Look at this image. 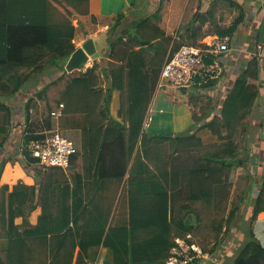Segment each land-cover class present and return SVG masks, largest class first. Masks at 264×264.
<instances>
[{"label":"trees","instance_id":"16d2710c","mask_svg":"<svg viewBox=\"0 0 264 264\" xmlns=\"http://www.w3.org/2000/svg\"><path fill=\"white\" fill-rule=\"evenodd\" d=\"M55 2L67 5L81 15L89 14V0H0V111L3 112L0 115V150L14 123L9 101L15 100L34 74L61 73L34 95H28L24 104L27 125L21 147L29 166L39 163V159L30 154L27 145L46 135L31 127L35 96L47 98L50 83L67 79L66 64L77 49L74 42L77 27L70 17L72 12L60 10ZM209 15L197 12L191 23L206 18L212 21V14ZM153 16L136 17L123 24L126 12L122 11L104 20V23H110L111 29L107 33V47L102 50L103 58L108 62L95 60L93 66L73 76L55 100L57 105L64 103L65 114H84L86 118L85 125L80 128L81 144L60 131L77 147L69 169L75 167L79 157L89 159L91 161L86 165L97 164L96 178L93 179L90 172L72 177L73 174L62 167L47 166L34 169L40 180L38 188L22 181L12 187L0 185V237L6 240L0 247V264H30L33 262L28 260L33 257L31 252L40 245L50 247V264H62L73 258L77 245L80 246L77 264H88L82 259L85 250L101 246L108 247L116 261L124 260L123 264H138L145 260H164L165 264L175 237L198 233L202 214L200 208L190 204L171 206V191L182 188L184 182L192 203L199 201L211 210H226L232 171L246 166L250 159L249 153L241 155L235 132L239 121L243 120L241 113L250 111L259 96L260 86L256 82L259 79L249 66L237 78L220 114L215 113L212 95L205 92L217 80L211 78L191 88L173 85L178 88H171L176 94L187 95L192 106L193 124L174 134H148L144 122L161 69L183 46L174 43L170 47L173 38L156 23L160 17ZM242 20L241 15L233 25L216 32L231 36ZM215 58L212 55L205 57L208 64ZM102 76L108 78L106 87L102 86ZM115 90L120 92L119 118L113 117L110 110ZM53 108L52 104L48 105V129L53 127ZM203 129L213 135L219 132L217 140L208 143L200 135ZM5 164L6 160L0 161V173ZM258 177L257 196H252L255 187V181H252L240 197L241 201L253 197L246 241L235 260L226 264H264V246L252 229V223L264 211V172ZM107 179H117L125 184L121 197L128 202L129 217L124 221L115 222L112 208L105 213L102 206L88 199L95 197L99 189H86V183L95 181L102 185ZM241 205L236 204L231 209L228 223ZM38 206L41 214L37 223L31 224L28 216ZM141 208L149 210L148 218L140 223L146 233L147 245L159 248L155 253H143L136 242L137 217ZM86 215L91 216L87 223ZM20 216L24 220L19 225L16 218ZM138 253L143 256L139 258ZM87 256L90 257L89 252Z\"/></svg>","mask_w":264,"mask_h":264},{"label":"crops","instance_id":"0c3cea01","mask_svg":"<svg viewBox=\"0 0 264 264\" xmlns=\"http://www.w3.org/2000/svg\"><path fill=\"white\" fill-rule=\"evenodd\" d=\"M122 11L126 12V17L123 21V24L128 23L134 18L140 16L154 15L153 17H155V14L159 16L160 19L158 18L156 23L159 25L161 30L165 32V34L173 38L170 47L174 43L182 45L193 44L199 46L203 45L205 38L209 37L208 39H210V36L224 37L218 34L216 30L233 25L239 16H243V20L237 25L234 33L231 36L226 35L230 37V50L222 51L218 54V57L215 56L216 60L220 62L221 69L218 70V75L213 77V79L217 80L216 84L207 91L205 90V92L209 95H212L216 108L215 113L220 114L224 101L229 92L232 90L237 78L242 73H244L249 66L252 67L251 70L253 69V72L255 71L256 76L259 79L256 82L259 83L260 93L252 109L250 111L241 113L243 120L242 122L239 121V126L235 132L239 144L243 141L244 145L247 146V150L242 152L241 155H246L249 153L250 159L246 166L237 167V170L238 172L244 170L245 172L253 174L258 172V174L260 173L261 176L264 172V0H89V14L81 15L75 11V14H77V17H75V25H77L76 27L78 29L74 42L77 48L80 47L90 37H97L102 33H108L110 23H104V20L107 18H113ZM197 12L201 13V15H209L211 13L213 17L212 21L211 18H206L199 19L197 22L191 23L194 14ZM202 17L203 16H201V18ZM93 18H102L101 21H99L102 22V25L97 29H94L93 27L89 30H83V24H86L87 21L93 20ZM79 25L81 26L80 29ZM99 52L101 55L97 58H91L86 64L85 68L82 69L83 71H85L88 67L93 66L95 60L101 61L103 59V63L108 62V60L103 58L102 49H99ZM48 72H45L44 75H41L40 73L33 75V78H31L25 84V90L21 92V97L23 96L22 99L27 100L28 95L32 96L31 94H34L36 90L40 89L45 83L55 80L61 75L60 72H52V74H50L51 71ZM105 81L106 83L104 82L103 85L106 87L108 85L107 77ZM164 87L167 89L169 88L168 85ZM26 90H28L27 93ZM167 94H173L175 99H178L175 96V91L168 90ZM157 95L158 85L149 105L146 118L148 114L151 113L153 116V114L158 112V102L155 104ZM182 98L187 103V109L185 113L181 115V121L190 127L193 124L192 106L187 101V95H184ZM10 105L12 108H16V110H13L14 123L10 129L9 138L5 142L2 150H0V161L6 160V164L0 173V185L8 184L12 187L14 184L22 181L29 186L36 185L38 188L40 180L35 175V170H33L34 168H31L27 164V160L21 147L23 140L22 136L26 130L27 124H25L24 117L20 115L22 111L20 110L21 104H19V99L11 101ZM34 106H37V104ZM57 107L58 105L54 106V109ZM119 107L120 92L115 90L110 106L111 114L115 118H119ZM32 110L34 109L32 108ZM0 113L3 112L0 111ZM178 117L179 116H175L174 119L177 120ZM33 121V117L31 116V124H33ZM38 122H36V127H39V129L36 131L37 133L46 134L52 130H59L71 137L76 142V144H81L82 133L80 128H82L86 122L84 114L70 115L63 112L58 118H53L51 116V123L53 124V127L50 129H48L46 118H44L43 115L38 118ZM173 122L175 123L174 120ZM218 123L220 124L221 122L219 121ZM147 127H149L148 130ZM147 127L146 131L148 134H156L157 126H153V124L150 125L149 123V126ZM189 127H186V129ZM230 131L233 133V130ZM200 135H202L209 143L210 141L217 140L219 132H216L213 135L208 129H203L200 131ZM88 160H84L82 157H79L76 160L74 164L75 167L71 169L70 172L71 175L73 174L72 177L74 174L90 172L93 174V179L96 178L97 164L95 163L93 165L94 168L89 164L86 165L91 161ZM103 182L104 183L102 185H97L95 181L86 183V189H99L95 197L92 196L88 199H91L93 203H98L100 206H102L105 210V213H107L108 208H112V217H114L115 222L124 221L129 217L128 202L124 197H121L122 194H124V182L120 183L117 179H107ZM184 184L185 183L183 182L182 188L171 191L170 205L172 206L174 204L175 206H179L182 204H190L196 206V209L200 208L202 215L200 216L198 227L200 231L202 230L201 236H203L204 239L202 241L206 242L203 244L204 246H201L207 253L206 257L202 261V264L231 263L233 260H235L237 252L245 243L249 228L245 230L243 227L238 228V226H230V228H232L230 229L229 226L226 225V229H224V225L223 229H220V225H222L220 222L221 217L219 218L220 223H216L217 220H213L212 222L209 220V217L211 218L219 216V214H217L219 210L216 211L212 209L213 211H211L210 208L205 207L202 202L199 201L192 203L190 201L188 188ZM246 188H248V185H245L243 190ZM244 200H248V198ZM208 210H210L211 213L209 212L208 214ZM185 213L186 211L183 210V214ZM219 213L221 215V211ZM40 214L41 208L38 206L28 216L29 222L31 224H36ZM148 215L149 210H144V208H141L138 211L137 219L139 225L137 227L138 230L136 242L137 245L142 247L144 251L143 253L151 254L159 251V248L155 245H147L146 233L143 230L144 227L141 225L142 223H140V220L148 218ZM89 219H91V216L86 215L84 220H86L87 223ZM23 220V216L17 217L16 223L20 225L22 224ZM194 220L197 221V217H195ZM252 229L257 239L264 246V211L261 212L257 219L252 223ZM227 230V234H224ZM231 230H234V234L231 235V238L233 237L232 241H229L227 245L219 243L220 240L225 238ZM195 236H198L197 232ZM238 237L241 239L239 240ZM76 239L78 240V238ZM70 241L73 240L70 239ZM5 242L6 240L0 237V247L5 244ZM131 244V240H129V246H131ZM79 250L80 246L77 245L74 257L69 258L66 261L64 260L62 264H77ZM50 252L51 249L48 245H40L37 249L31 252L34 258L31 257L28 258V260L33 261L30 262V264H50L52 263L51 257L49 255ZM87 252H89L90 257L87 256ZM143 253H138V257L140 258L143 256ZM83 258L90 264H123L124 262V260L116 261L113 253H111L109 248L105 246H101L98 249L89 247L88 251L85 250L83 253L82 259ZM138 264H164V260L158 262H150L145 260Z\"/></svg>","mask_w":264,"mask_h":264},{"label":"built area","instance_id":"2783aa9c","mask_svg":"<svg viewBox=\"0 0 264 264\" xmlns=\"http://www.w3.org/2000/svg\"><path fill=\"white\" fill-rule=\"evenodd\" d=\"M209 38V37H208ZM205 38L203 45L185 44L180 47L164 63L158 81L159 86L175 85L189 87L202 84L218 75L221 69L220 62L208 64L207 55L217 56L222 51L230 50V37L210 36ZM64 103L51 111L53 118H58L64 110ZM152 114H148L145 126L152 121ZM30 154L39 159L44 166H59L68 170L71 166V156L77 152L75 142L64 136L59 130L46 133L41 139L31 140L27 145ZM207 253L195 240L193 233L189 232L175 237L174 245L170 249L165 264H202Z\"/></svg>","mask_w":264,"mask_h":264},{"label":"rangeland","instance_id":"374dc122","mask_svg":"<svg viewBox=\"0 0 264 264\" xmlns=\"http://www.w3.org/2000/svg\"><path fill=\"white\" fill-rule=\"evenodd\" d=\"M55 4L58 6V8L60 10H62L64 12L65 11L66 12L71 11L72 14H70V17L73 19V22L75 24V17H77L76 16L77 14H75L76 12L71 7H68L67 5L62 6L60 3H56V2H55ZM101 19L102 18H98V19L93 18V20L87 21V23L83 24V26H82L83 30H87V29L89 30V29H92L93 27H94V29H97L99 26L102 25V22H99V21H101ZM75 26H77V25H75ZM80 28H81V26L79 25V29ZM109 28H108V32L111 30ZM83 30H80V31H83ZM79 72H80L79 70L69 72L70 74H68V72H67V75H66L67 79L66 80L61 79V80L56 81L55 83H50L48 90H47V98L40 99V98H37V96H35L34 105L37 104V106H33L34 110H32V117L34 120L33 124L31 125L32 129H34L35 131H37V129H39V127H36L37 126L36 122H38V118H40L41 115H43L44 118H46L49 115L48 105L49 104H52L53 106L57 105L55 100H57L60 97V92L65 88L67 82L73 76L77 75ZM44 73H41V75H44ZM48 74H49V72H48ZM105 79H106V77L102 76L101 83H102L103 87H105V85H103L104 82L106 83ZM168 87H169L168 89L164 86L158 87V95H157L156 100H155V104L158 102V112L153 114V119L150 122V125L153 124V126H157L156 127V134H174L177 132L184 131V130H186V127H189V125H187V124L185 125L183 123V121H181V115H183L185 113V111L187 109V103L183 100V98H182L183 96H180V94L179 95L175 94L176 98H178V99H175L173 94H167L168 90L174 91L173 89H171L174 87L173 85H168ZM174 89H178V88L174 87ZM23 90H25V86L22 88V90L20 92H18V95L15 98V100L19 99V104H21L20 110L22 111L20 113V115L24 117L25 116L24 104H25L26 100L22 99L23 96L21 97V92ZM27 92H28V90H26V93ZM34 94H31V95H34ZM11 101H9V102H11ZM12 110L15 111L16 108H12ZM161 110H162V112H161ZM1 114H3V113H0V115ZM175 116H179L177 118V120L174 119ZM173 120L175 121V123L173 122ZM38 123H40V122H38ZM27 127H29V126H27ZM148 129H149V127H147V130ZM151 129H153V128H151ZM151 131H153V130H151ZM246 148H247V146L244 145V142L242 141L239 144L240 152L241 153L245 152L247 150ZM30 167L34 168V169H38V168H42V167L45 168L47 166H44L40 163H37L34 165H30ZM237 169L238 168H235L231 174L232 186L230 188V195H228V198H227L228 200L226 201V204H227L226 210L221 212V215H220V213H219L220 211H219L217 213V214H219V216H217V217L215 216V217H211V218L209 217V220L211 222L213 220H217L216 223H218L219 218L221 217L220 222L223 224V226L225 225L224 229H226L225 227L227 225V226H229V228H230V226H238V228L243 227L246 230L248 228V225L251 223L252 201H250V200H251V198L257 196V191L259 190V186L257 185V183H258L257 181H259L258 176H260V173L258 174V172H256L253 174V173L245 172L244 170H241L240 172H238ZM67 171L70 174L71 170L68 169ZM252 181H255V187L253 188V193H252L253 197L251 196L250 199L241 201L240 197L242 195L243 188L245 187V185H248V187H249V185L251 184ZM236 204H242L241 208L232 216L231 220L228 223L227 222L228 215L230 214L231 209L234 208ZM211 211H213V210H211ZM211 211L208 210L207 213L209 214V212L211 213ZM230 229H232V228H230ZM227 232H228V230L225 231L224 234H227ZM201 234H202V230L201 231L199 230L198 236H194V237H195V240L200 245L204 246L203 244H205L206 242L202 241L204 239H203V236H201ZM233 234H234V230H231L225 238H223V236H222L223 239L220 240L219 243H223V245H227V243H229V241H232L233 237L231 238V235H233ZM238 238H239V240L241 239L240 237H238Z\"/></svg>","mask_w":264,"mask_h":264},{"label":"water","instance_id":"95a60500","mask_svg":"<svg viewBox=\"0 0 264 264\" xmlns=\"http://www.w3.org/2000/svg\"><path fill=\"white\" fill-rule=\"evenodd\" d=\"M107 33H102L97 37H90L80 47H78L69 57L66 64L68 72L82 70L91 58L101 55L99 49L107 47Z\"/></svg>","mask_w":264,"mask_h":264},{"label":"clouds","instance_id":"9594fccd","mask_svg":"<svg viewBox=\"0 0 264 264\" xmlns=\"http://www.w3.org/2000/svg\"><path fill=\"white\" fill-rule=\"evenodd\" d=\"M54 109V108H53ZM64 111V110H63ZM144 126H145V124H144ZM147 126H145V128H146Z\"/></svg>","mask_w":264,"mask_h":264}]
</instances>
